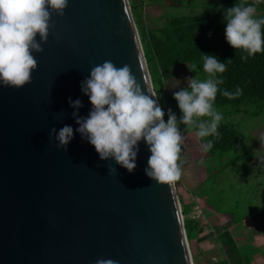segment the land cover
I'll list each match as a JSON object with an SVG mask.
<instances>
[{
    "label": "water",
    "instance_id": "95a60500",
    "mask_svg": "<svg viewBox=\"0 0 264 264\" xmlns=\"http://www.w3.org/2000/svg\"><path fill=\"white\" fill-rule=\"evenodd\" d=\"M51 24L31 83L0 87V264H192L175 186L145 175L146 143L129 173L75 132L95 65H128L154 93L128 0H69ZM64 125L74 130L66 150L49 135Z\"/></svg>",
    "mask_w": 264,
    "mask_h": 264
},
{
    "label": "clouds",
    "instance_id": "9594fccd",
    "mask_svg": "<svg viewBox=\"0 0 264 264\" xmlns=\"http://www.w3.org/2000/svg\"><path fill=\"white\" fill-rule=\"evenodd\" d=\"M69 0H0V87L21 89L31 83L32 72L37 69L33 53H42L52 27V15L63 16ZM255 4H236L225 10V39L235 50H242L247 61L251 56L264 51V18L256 15ZM39 37V41L37 40ZM203 56L205 79H187V87L173 94L181 118L178 121L171 109L165 122L164 110L158 104L155 93L146 95L128 65L117 67L106 60L95 65L90 75L81 81V91L89 98L91 110L87 117L73 111L72 117L79 133L96 150L102 161L115 163L131 173L136 167L139 144L145 142L151 155L145 175L158 185H174L181 177V144L184 137L180 125L198 129L199 138L217 136L223 119L215 107L219 86L224 83L218 74L227 70L215 56ZM229 98L242 94L224 90ZM73 109L83 107L82 102L69 98ZM208 117L207 120L200 118ZM58 146L66 150L74 136L70 125L57 130L50 129ZM213 144H205V151ZM116 171L109 168L110 173ZM96 264H115L112 260L98 259Z\"/></svg>",
    "mask_w": 264,
    "mask_h": 264
},
{
    "label": "trees",
    "instance_id": "16d2710c",
    "mask_svg": "<svg viewBox=\"0 0 264 264\" xmlns=\"http://www.w3.org/2000/svg\"><path fill=\"white\" fill-rule=\"evenodd\" d=\"M219 1L217 6H202L199 14L165 17L163 14L160 26L148 28L144 21L143 9L147 3H150L147 0H128L151 85L160 107L165 112V122L168 119L169 109L176 115L178 121L182 115L175 100L165 99V82L171 81L176 72L184 68L187 69L190 78L198 76L200 79H205L207 74L203 71L202 55L215 56L221 63L231 60V63L227 64V70L223 74H218L224 83L219 86L220 91L214 103L215 108L230 107L227 119L241 113L244 105L264 101V51L244 61L241 57L246 53L233 49L225 39V10L236 4H255L257 17L264 18V0ZM237 87L242 89V94L235 98L222 94L224 90L235 93ZM184 126L183 124L179 126L181 132H186ZM218 133L217 136L205 138L197 136L205 153V144L209 141L213 147L208 151L225 153L244 138L236 124L228 120L220 122ZM240 157L245 159L242 155ZM251 159L252 156L246 158L248 162ZM180 208L181 213L186 215L188 208L186 206ZM183 224L189 241L196 236L199 221L186 217L183 219ZM216 241L222 257L208 264H249L247 256L239 253L234 239L227 230L219 231Z\"/></svg>",
    "mask_w": 264,
    "mask_h": 264
},
{
    "label": "rangeland",
    "instance_id": "374dc122",
    "mask_svg": "<svg viewBox=\"0 0 264 264\" xmlns=\"http://www.w3.org/2000/svg\"><path fill=\"white\" fill-rule=\"evenodd\" d=\"M147 2L150 4L144 6L143 13L148 28L160 26L163 14L164 17L194 15L200 13L202 6H217L220 3L219 0H147ZM188 78L190 76L187 69H179L171 81L165 82V99L175 100L174 92L187 87ZM216 109L223 115L221 122L228 120L236 124L244 138L225 153L220 151L205 153L196 135L198 129H189L185 125L186 132H181L184 137L181 144V159L178 161L181 177L174 186L179 204L188 208L186 215L181 213L183 219L190 217L199 221L196 236L188 241L192 264H207L222 257L216 241V233L223 229L218 230L215 226L218 219L214 221L209 215L223 212L231 217L245 216L250 212L254 197L264 198V162L261 166L258 164L247 170L246 159L240 157L241 154L249 152L248 144L254 143L255 149L260 145L264 148V134L260 133L261 129H264V101L244 105L241 113L229 119L227 117L230 107L223 106ZM249 129L251 135L256 133L254 138H249L247 132ZM251 129L258 131L252 132ZM206 177L208 180L203 182ZM239 177L246 181L255 177L254 183L248 181L242 186ZM257 182L262 183L261 186H256Z\"/></svg>",
    "mask_w": 264,
    "mask_h": 264
},
{
    "label": "crops",
    "instance_id": "0c3cea01",
    "mask_svg": "<svg viewBox=\"0 0 264 264\" xmlns=\"http://www.w3.org/2000/svg\"><path fill=\"white\" fill-rule=\"evenodd\" d=\"M251 131L257 132L258 129H251ZM247 132L249 138H254L256 133L251 135L250 129L247 130ZM260 133L263 135L264 129H261ZM248 146L249 152L241 154L242 157H245V159L252 156L250 162L246 160V164L248 165L247 170H250L258 164L260 166L263 165L264 148L260 145L258 149H255L254 143L252 145L248 144ZM206 179L207 177L203 180V182H205ZM253 179H255V177L248 181L254 183ZM238 180H241L240 184H242V186H245L244 182H248L246 180H242L241 177H239ZM261 184L262 183L259 182L255 183L256 186H261ZM260 210L262 212H260ZM209 217L214 218V221L218 219V222L215 223L218 230H227L231 234L239 253L247 256L249 264H264V198L256 199V197H254L251 201L250 212L245 216L231 217L228 213L221 212L219 214L212 213ZM219 221L221 224H219ZM217 234L218 232L216 235ZM211 263H213V261Z\"/></svg>",
    "mask_w": 264,
    "mask_h": 264
}]
</instances>
